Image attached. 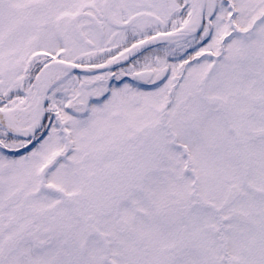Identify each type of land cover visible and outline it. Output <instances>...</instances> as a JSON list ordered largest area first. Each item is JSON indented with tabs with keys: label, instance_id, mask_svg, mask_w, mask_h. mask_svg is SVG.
I'll return each instance as SVG.
<instances>
[{
	"label": "snow or ice",
	"instance_id": "1",
	"mask_svg": "<svg viewBox=\"0 0 264 264\" xmlns=\"http://www.w3.org/2000/svg\"><path fill=\"white\" fill-rule=\"evenodd\" d=\"M0 264H264V0H0Z\"/></svg>",
	"mask_w": 264,
	"mask_h": 264
}]
</instances>
